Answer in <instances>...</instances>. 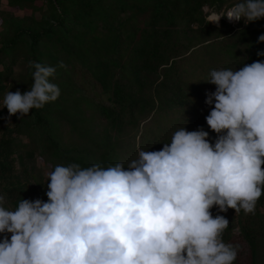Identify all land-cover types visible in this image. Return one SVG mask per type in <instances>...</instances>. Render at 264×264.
<instances>
[{"label": "trees", "instance_id": "16d2710c", "mask_svg": "<svg viewBox=\"0 0 264 264\" xmlns=\"http://www.w3.org/2000/svg\"><path fill=\"white\" fill-rule=\"evenodd\" d=\"M234 1L6 0L9 7L39 14L30 26L6 22L12 29L0 33V195L11 209L22 199L48 201L50 181L33 170L35 155L49 172L73 163L126 167L137 157L138 130L141 150L159 151L180 127L202 128L214 145L218 134L205 119L214 107L205 103L207 94L216 90L206 82L210 72L264 61L258 55L264 52L259 41L264 18L243 25L241 19L235 30L224 17L218 25L206 20L203 6L223 14ZM61 61L66 69L57 68L49 78L59 87V98L9 121L6 93L30 90L33 64L55 67ZM162 127L168 131L159 135ZM13 155L21 178L27 176L26 164L32 170L26 189ZM262 200L264 189L257 202ZM210 212L215 218L213 208ZM259 226L264 228V217ZM240 230L254 264L258 239L248 227Z\"/></svg>", "mask_w": 264, "mask_h": 264}, {"label": "clouds", "instance_id": "9594fccd", "mask_svg": "<svg viewBox=\"0 0 264 264\" xmlns=\"http://www.w3.org/2000/svg\"><path fill=\"white\" fill-rule=\"evenodd\" d=\"M221 17L264 18V0H242L208 23ZM32 67L30 90L4 97L9 121L61 94L49 78L66 69L63 61ZM206 82L216 86L205 100L214 103L205 118L218 134L214 145L202 128L180 127L162 150H139L127 170L57 165L48 173L47 202L22 199L8 210L0 195V264H233L239 245L222 239L229 221L210 209L255 214L262 195L264 61L212 70Z\"/></svg>", "mask_w": 264, "mask_h": 264}, {"label": "rangeland", "instance_id": "374dc122", "mask_svg": "<svg viewBox=\"0 0 264 264\" xmlns=\"http://www.w3.org/2000/svg\"><path fill=\"white\" fill-rule=\"evenodd\" d=\"M35 4H39V1H35ZM233 4L228 6L227 8L224 9V11H226L227 9L231 8L233 5H235L237 3V0H235L234 2H232ZM202 10L204 12H206V20H208L209 16L215 12H209V9L206 6H203ZM221 11L217 12L216 14H220ZM10 18H13V20H11ZM39 18V14L36 12H31L29 10H19L13 7H9L6 4V0H0V33H2L3 31H5L6 29L10 28L11 25L13 24V22L15 21L17 24H23L25 26H30L31 23L35 20H38ZM242 25L245 23L244 20L242 19ZM6 22L12 23L9 26L4 27V24ZM37 23V22H36ZM213 25H218L217 23L214 22H210ZM238 23V21H237ZM237 23H234L233 25H231L232 29L235 30L237 29ZM12 29V27L10 28V30ZM19 69L17 66L13 67V72L16 73L18 72ZM2 105V101H0V106ZM177 123V120L175 121ZM172 123V122H171ZM170 127L172 126V124H168ZM138 130L136 132V137L134 139V149L136 150V156L138 155V151L141 150V146H139L138 144L140 143L139 141V134ZM168 131L167 127H162V129H160L159 131V135L165 134ZM20 137V141L22 143H27L28 141L26 139V137H24L23 135L19 136ZM13 166H14V170L17 172L18 174V179L21 183L24 185V188L29 185V183H27V181H29V175H32V173L30 171H32L31 169H29L28 164L25 165L26 162H24L23 166L25 165V167L27 168V176L23 175V177H20V170L22 168L21 165H19L18 161H17V157L16 155H13ZM137 158V157H136ZM34 168L33 170L38 171L40 173V175H42V177L44 178L45 176L48 175L49 171H48V164H44L43 161L39 158V156L35 155L34 156ZM125 170H127V165L125 167ZM27 184V185H26ZM29 186H27L26 188H28ZM25 188V189H26ZM3 206L8 209V210H12L11 206L9 204V202L5 199V202L3 204ZM215 211V217L217 215H221L224 216L228 221H229V226L227 229H225L223 235H225V238L223 239V241L225 243H230L233 245H239V250H238V255H237V259L233 262V264H251V249L248 245V243L246 242V240L243 238L242 233H241V228L245 227V228H249L251 229V232L253 233V236L255 235V237H257V247H256V252H255V262L254 264H264V228L260 227V221L261 219L264 217V200H262V202H257L256 204V209H255V214H245L244 211H240L239 213H236L234 209L229 208L227 212H220L218 209V206H213L212 207ZM4 234H0V241H2ZM10 236H8V238L10 239ZM253 257H254V251H253Z\"/></svg>", "mask_w": 264, "mask_h": 264}, {"label": "built area", "instance_id": "2783aa9c", "mask_svg": "<svg viewBox=\"0 0 264 264\" xmlns=\"http://www.w3.org/2000/svg\"><path fill=\"white\" fill-rule=\"evenodd\" d=\"M228 10V9H227ZM226 10V11H227ZM226 11H224V13L226 12ZM223 13V14H224ZM213 14H216V13H213ZM224 19H225V21L227 22V23H229V24H231V25H233L234 23H237V21H235V22H230L226 17H224Z\"/></svg>", "mask_w": 264, "mask_h": 264}, {"label": "bare ground", "instance_id": "6f19581e", "mask_svg": "<svg viewBox=\"0 0 264 264\" xmlns=\"http://www.w3.org/2000/svg\"><path fill=\"white\" fill-rule=\"evenodd\" d=\"M211 15H213V14H211ZM211 15H210V16H211Z\"/></svg>", "mask_w": 264, "mask_h": 264}]
</instances>
